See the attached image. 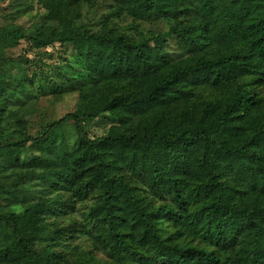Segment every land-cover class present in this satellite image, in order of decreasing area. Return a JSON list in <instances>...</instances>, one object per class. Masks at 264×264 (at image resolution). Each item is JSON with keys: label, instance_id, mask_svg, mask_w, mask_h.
Returning <instances> with one entry per match:
<instances>
[{"label": "trees", "instance_id": "16d2710c", "mask_svg": "<svg viewBox=\"0 0 264 264\" xmlns=\"http://www.w3.org/2000/svg\"><path fill=\"white\" fill-rule=\"evenodd\" d=\"M35 6L0 24V264H264V0ZM23 40L84 71L36 126Z\"/></svg>", "mask_w": 264, "mask_h": 264}, {"label": "rangeland", "instance_id": "374dc122", "mask_svg": "<svg viewBox=\"0 0 264 264\" xmlns=\"http://www.w3.org/2000/svg\"><path fill=\"white\" fill-rule=\"evenodd\" d=\"M18 1L20 2V0H0V24L14 22L28 27L31 21L42 12L39 7L35 6L23 12L18 9V12L20 10L18 13L16 12ZM6 53L13 57L23 56L30 60L25 73L31 78L33 83L31 89L38 94L39 112L43 114H40V117L35 114L32 125L36 126L42 117L46 121L53 117L58 118L75 106V92L64 93L58 100L51 101V95L62 84H66L67 77L72 78V83L84 81L83 66L77 62L75 53L69 44L54 43L41 50L32 49L30 51L23 40L16 47L7 49ZM102 115L105 114L99 117ZM114 123L115 120L111 117L101 118V120L99 118L88 127L89 134L98 135Z\"/></svg>", "mask_w": 264, "mask_h": 264}]
</instances>
